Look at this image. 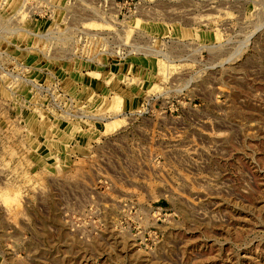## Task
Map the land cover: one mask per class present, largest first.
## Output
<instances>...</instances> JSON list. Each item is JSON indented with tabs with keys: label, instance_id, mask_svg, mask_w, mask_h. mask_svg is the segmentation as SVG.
<instances>
[{
	"label": "rangeland",
	"instance_id": "1",
	"mask_svg": "<svg viewBox=\"0 0 264 264\" xmlns=\"http://www.w3.org/2000/svg\"><path fill=\"white\" fill-rule=\"evenodd\" d=\"M0 264H264V0H0Z\"/></svg>",
	"mask_w": 264,
	"mask_h": 264
}]
</instances>
